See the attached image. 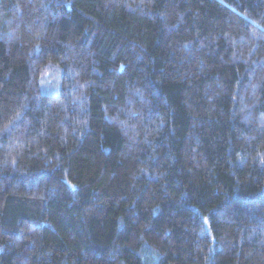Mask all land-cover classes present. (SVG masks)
<instances>
[{
    "label": "trees",
    "instance_id": "1",
    "mask_svg": "<svg viewBox=\"0 0 264 264\" xmlns=\"http://www.w3.org/2000/svg\"><path fill=\"white\" fill-rule=\"evenodd\" d=\"M0 264H264V0H0Z\"/></svg>",
    "mask_w": 264,
    "mask_h": 264
},
{
    "label": "rangeland",
    "instance_id": "2",
    "mask_svg": "<svg viewBox=\"0 0 264 264\" xmlns=\"http://www.w3.org/2000/svg\"><path fill=\"white\" fill-rule=\"evenodd\" d=\"M60 68L56 63H47L42 71L39 84L44 93L56 94L58 92Z\"/></svg>",
    "mask_w": 264,
    "mask_h": 264
}]
</instances>
